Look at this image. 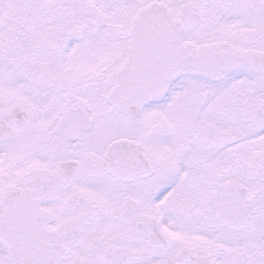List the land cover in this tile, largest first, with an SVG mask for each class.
Instances as JSON below:
<instances>
[{"label":"snow or ice","instance_id":"1","mask_svg":"<svg viewBox=\"0 0 264 264\" xmlns=\"http://www.w3.org/2000/svg\"><path fill=\"white\" fill-rule=\"evenodd\" d=\"M0 264H264V0H0Z\"/></svg>","mask_w":264,"mask_h":264}]
</instances>
